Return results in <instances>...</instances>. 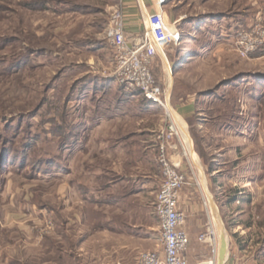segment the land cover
<instances>
[{
	"label": "rangeland",
	"instance_id": "rangeland-1",
	"mask_svg": "<svg viewBox=\"0 0 264 264\" xmlns=\"http://www.w3.org/2000/svg\"><path fill=\"white\" fill-rule=\"evenodd\" d=\"M142 1L133 0L137 10ZM123 8L122 0H0V264H135L162 249L156 139L167 120L161 109L143 111L140 92L112 77L108 30ZM164 10L182 39L166 50L172 70L158 58L153 73L174 107L198 102L193 116L178 118L193 158L183 160L182 192L194 189L218 248L229 243L226 264H264V43L247 57L238 51L244 31L263 39L264 0H166ZM124 129L134 134L126 144ZM74 133L82 135L75 152L106 150L115 171L134 153L149 155L144 214L132 222L143 225L140 236L125 229L120 209L108 210L111 224L94 203L63 223L64 167L82 180ZM112 137L116 149L106 143ZM189 251L203 260L212 248L197 239Z\"/></svg>",
	"mask_w": 264,
	"mask_h": 264
},
{
	"label": "built area",
	"instance_id": "built-area-1",
	"mask_svg": "<svg viewBox=\"0 0 264 264\" xmlns=\"http://www.w3.org/2000/svg\"><path fill=\"white\" fill-rule=\"evenodd\" d=\"M165 2L166 0H153L154 12L148 11L144 1L140 3L144 30L135 43L127 40L122 13L114 14L108 30V38L114 51L112 77L127 90L140 91L146 100L164 112L167 120V127L158 133L156 139L162 184L154 209L160 223L162 249L141 253L135 264H219L220 247L218 248V238L213 227L207 228L198 238L200 243L210 245L211 256L195 262H190L186 257L191 242L186 230L187 215L180 208V198L182 189L188 183V167L184 166L183 160L186 158L190 162L192 157L178 118L183 123L184 120L173 106L171 95L160 87L153 73L155 61L160 58L169 63L167 48L182 39L181 31L176 24H171L164 10ZM262 36L263 39L259 41L248 31L242 32L238 41L239 53L247 57L254 52L264 43V34ZM233 264L241 263L239 261Z\"/></svg>",
	"mask_w": 264,
	"mask_h": 264
},
{
	"label": "crops",
	"instance_id": "crops-1",
	"mask_svg": "<svg viewBox=\"0 0 264 264\" xmlns=\"http://www.w3.org/2000/svg\"><path fill=\"white\" fill-rule=\"evenodd\" d=\"M122 1L124 6L122 14L125 24V34L130 43H135L142 36L144 30L142 10L140 5L138 7L139 10H137V7L134 6L133 0ZM147 4L149 6L148 11L154 12L155 6H153V0H147ZM175 107L178 114L183 119H186L190 118L197 112L198 102L197 100L189 98L184 102L177 103ZM124 117H126V115L123 114L121 118ZM102 122L103 120L97 122L92 129L100 127ZM92 129L90 133L93 132ZM125 131L126 130L124 129L119 133L122 134ZM133 135V133L127 132L119 139L126 144L127 142L125 141L129 140V137ZM113 138L114 137L108 139L106 143L112 145V149H116L117 144H112V142L115 141ZM90 139H92V135L90 136ZM90 139L89 141H91ZM89 148V146H86L81 148L80 151H74L73 153L75 159L79 158V156L83 159L79 165L82 177L81 181L78 180V169L75 170L76 167H64L63 185L59 187V194L61 195L59 200L64 214L63 223L70 225L73 219L75 220L79 217L77 210H81V208L85 205H89V203H94L97 208L106 210V217H109L107 222H110L111 224H114V220H112L111 217L112 213H108V210L115 209V207L120 209L121 215L127 220L124 222L125 229L127 231L137 230V236H140V231L143 232L144 230L143 225H139L138 222L137 224L132 222L135 219L139 221L136 217H140V215L144 214V202L146 200L144 198L147 187L150 183L147 182V177H144V174L150 170L149 166L151 165V162H149V155L145 151H143L141 155L134 153V155H132L134 158H126V160L122 162L124 167L117 168L115 171L116 168L114 166V157H112V154L109 155L106 150L103 151V154H92ZM115 172H119L120 174V179L117 181L113 180V174ZM83 176H91L92 181L85 182ZM93 181L96 182L93 183ZM101 182H103L104 186L100 185ZM119 191H122L121 195H117ZM195 194L194 189H188L182 192L180 198V208L187 215L186 230L190 242L191 240L197 241L208 225V217L206 216L205 209L201 206L200 202L195 201ZM72 197H74V199H72ZM72 209H74L73 217L70 215ZM107 232L113 235L116 234L114 227H111ZM140 247V245L133 247L132 251L134 252L141 250V248L143 249V247ZM123 248L129 250V246ZM186 257L190 262L197 261L196 257L193 256L189 250L186 253Z\"/></svg>",
	"mask_w": 264,
	"mask_h": 264
},
{
	"label": "trees",
	"instance_id": "trees-1",
	"mask_svg": "<svg viewBox=\"0 0 264 264\" xmlns=\"http://www.w3.org/2000/svg\"><path fill=\"white\" fill-rule=\"evenodd\" d=\"M174 67V66H173ZM140 92V91H139ZM140 95L142 96V93L140 92ZM143 97V96H142ZM143 103H145V105L143 106V111H145V112H148V113H153V112H155V111H160V109L157 107V106H155L154 104H152L151 102H149L148 100H146L144 97H143ZM115 107H113V109L110 111V112H117L116 114H118V108L119 107H117V108H115ZM122 108H123V106H122ZM121 110H123V109H121ZM125 111H123V113H120V114H125L124 113ZM81 134H78L77 135V133H74V136H73V144H74V146H73V148L76 146L77 147V145H78V142H81ZM66 140V139H65ZM76 147H75V149H74V151L76 150ZM73 151V152H74Z\"/></svg>",
	"mask_w": 264,
	"mask_h": 264
},
{
	"label": "water",
	"instance_id": "water-1",
	"mask_svg": "<svg viewBox=\"0 0 264 264\" xmlns=\"http://www.w3.org/2000/svg\"><path fill=\"white\" fill-rule=\"evenodd\" d=\"M169 64V63H167ZM169 70L171 71V67L168 65ZM228 252H229V243L227 242V244H223L221 242V246H220V263L219 264H226L227 261V257H228Z\"/></svg>",
	"mask_w": 264,
	"mask_h": 264
},
{
	"label": "bare ground",
	"instance_id": "bare-ground-1",
	"mask_svg": "<svg viewBox=\"0 0 264 264\" xmlns=\"http://www.w3.org/2000/svg\"><path fill=\"white\" fill-rule=\"evenodd\" d=\"M166 65H167V68H169L167 62H166ZM169 71H170V70H169ZM170 75H172L171 72H170ZM170 80H171V76H170ZM170 84H171V83H170ZM188 149H189V148H188ZM189 152L191 153V150H190V149H189ZM191 154H192V153H191ZM213 227H214L213 229H214V230L216 231V233H217V229H216V227H215L214 225H213Z\"/></svg>",
	"mask_w": 264,
	"mask_h": 264
}]
</instances>
